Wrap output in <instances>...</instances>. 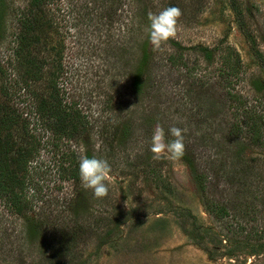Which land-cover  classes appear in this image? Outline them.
I'll return each mask as SVG.
<instances>
[{
    "label": "rangeland",
    "instance_id": "rangeland-1",
    "mask_svg": "<svg viewBox=\"0 0 264 264\" xmlns=\"http://www.w3.org/2000/svg\"><path fill=\"white\" fill-rule=\"evenodd\" d=\"M29 1L9 0L7 31L0 34V68L5 70V76L0 74L2 104L8 103L2 84L15 77L11 61L19 25L13 12ZM121 3L113 19L106 0H54L48 6L53 30L44 57L58 61L53 49L62 48L63 59L58 62L64 66L60 82L66 100L88 117L90 131L77 142L60 140L41 128L30 135L39 148L28 173L27 200L33 197L34 208L23 217L0 200V264H42L52 257L60 230L76 222L90 226L88 234L60 264H264V146L229 134L234 120L229 102L224 101L219 54H239L243 71L237 81L233 78L231 91L247 102L256 97L252 79L264 75L230 0ZM239 4L248 33L264 56V0H239ZM169 6L182 11L176 35L153 51L148 13ZM147 40L156 89L143 98L134 94L132 82L139 47ZM199 47L216 51L212 62ZM172 56L179 58L176 65L169 61ZM49 80L47 72L34 89L43 90ZM24 91H15L11 104L33 126L35 97ZM118 118L132 121L136 130L126 144L117 147L116 142L111 149V133L106 136L101 129L116 124ZM157 124L164 128L166 139L170 127L183 129L184 143L203 167H223V173L231 174L211 175L209 188V198L227 206L229 217H216L207 210L205 196L185 162L166 155L152 158L150 142ZM19 130L21 138L20 132L24 133ZM72 153L109 162L112 181L106 197L97 199L81 181L64 179ZM240 162L252 171L234 175L233 167ZM31 223L40 224V235L28 237ZM193 227H199L195 238L188 235ZM59 259L48 262L56 264Z\"/></svg>",
    "mask_w": 264,
    "mask_h": 264
},
{
    "label": "trees",
    "instance_id": "trees-1",
    "mask_svg": "<svg viewBox=\"0 0 264 264\" xmlns=\"http://www.w3.org/2000/svg\"><path fill=\"white\" fill-rule=\"evenodd\" d=\"M53 1L30 0L24 9L19 10L18 13L13 12L17 19V25H19L14 39V44H17L13 48L14 60L11 61L12 72L15 77L2 84V90L3 93L5 92L8 103L2 104L0 101V200L5 202L14 214L23 217H26L34 208L33 197L32 200H27V191L31 189L28 173L31 165L36 162L39 156L38 142L36 139L30 138L31 134H36L33 131L41 128V130L57 136L58 139L67 140L68 142H77L83 134L90 131L88 117L79 109L78 105L66 100V90L61 84L62 81L60 82L64 75V66L58 62L63 59L62 48L60 50L59 48L53 49H56L55 55L59 56L58 61L57 58L44 57V50L46 45L50 44L48 39L51 30H53L52 19L49 18L51 11L48 10V6H51ZM106 2L111 4L113 12H111L112 16L110 15V17L113 19L114 15H118L119 8L122 7L121 0H106ZM230 4L235 13L238 26L245 34L247 42L252 45L251 48L263 68L264 75V56L257 49L255 37L248 33L243 15L244 10L241 8L239 0H230ZM11 12L9 0H0V34L7 31L6 19ZM175 45L180 47L177 43ZM139 49L140 58L133 71L132 90L134 94L144 98L145 95H151L156 89V76L153 72L155 62L153 55L148 50V40L144 41ZM197 50L205 53L208 61H213V52L216 51L203 47H199ZM220 59L221 65L218 68V73L225 83V85H222L223 90L226 91L224 101L229 102L234 120V124L229 128V134L238 137V139L239 137H245L252 145L262 147L264 146V78L259 76L252 79L251 85L254 88L256 97L255 100H251L252 102H247L243 100L239 93L231 91L234 84L233 78L235 77L237 81L243 71L239 54L230 51L226 55L219 54ZM169 61L172 65H176L179 58L172 56ZM55 62L56 66L53 65ZM183 65L186 66L185 63ZM47 72H49L50 80L47 82L46 88L43 89L44 91L34 89L33 86L45 79ZM0 74L5 76V70L0 68ZM19 89H24L25 93H31L35 97L32 109L37 120L33 126L27 121H23L21 119L23 116L11 104V99L15 95L14 92ZM110 107L112 108V105ZM222 108H225V103L222 104ZM115 123L101 129V132L106 136L111 133L108 136L111 137L108 142L111 149L116 142L117 147L126 144L136 130L132 121L120 122L118 118ZM20 128L24 133L23 135L20 132L21 138L18 135ZM30 129L32 132H30ZM170 139H172L171 136L168 140ZM239 152L241 151L239 150ZM87 157L92 156L87 154ZM79 160L80 156L74 153L71 154V158H67L66 163L69 166L66 169L67 177L64 178L65 180H72L75 183L80 182ZM181 160L188 165L198 188L205 196L207 210L216 217H229L230 213L227 206L218 204L209 198V188L213 183L211 175L218 176L226 169L221 166L222 168L219 167L221 170H218L212 165L203 167L187 144H185V154ZM233 168L237 170H235L237 173H233L237 176H242L247 173V170L252 171L244 162L235 164ZM89 228L90 226L87 227L80 222H76L71 228L61 229L59 232L61 236L57 238L51 250L52 257L46 258L47 260H44L42 264H50L48 261L54 258H60V262L56 264L67 260L70 253L77 248L79 241H82V238L88 234ZM198 229L199 227H193L192 230H188V235L195 238L199 232ZM40 230H42L40 224L31 223L27 231L29 232L28 237L35 236L36 233L40 235Z\"/></svg>",
    "mask_w": 264,
    "mask_h": 264
},
{
    "label": "clouds",
    "instance_id": "clouds-1",
    "mask_svg": "<svg viewBox=\"0 0 264 264\" xmlns=\"http://www.w3.org/2000/svg\"><path fill=\"white\" fill-rule=\"evenodd\" d=\"M181 16L182 11L177 6H169L159 13H148L150 22L148 37L153 51L160 50L164 43L175 37ZM183 131L176 126L170 127L167 135H170L172 139L168 140L164 128L157 124L150 142L152 158L160 160L166 155L172 161L181 159L185 154ZM78 169L81 185L85 190H91L97 199L108 195L109 184L112 181V168L107 160L96 156H83L79 160Z\"/></svg>",
    "mask_w": 264,
    "mask_h": 264
}]
</instances>
